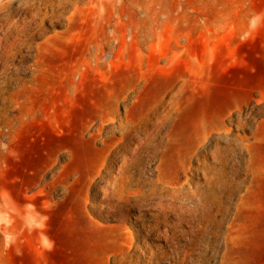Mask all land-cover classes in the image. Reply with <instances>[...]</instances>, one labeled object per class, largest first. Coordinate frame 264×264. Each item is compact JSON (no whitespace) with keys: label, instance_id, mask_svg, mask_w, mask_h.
<instances>
[{"label":"rangeland","instance_id":"rangeland-1","mask_svg":"<svg viewBox=\"0 0 264 264\" xmlns=\"http://www.w3.org/2000/svg\"><path fill=\"white\" fill-rule=\"evenodd\" d=\"M26 1L0 0V142L18 154L0 153V186L20 203L30 193L38 207L55 203L46 214L56 246L45 252L25 233L22 254L8 250L3 264H106L119 243L141 244L135 226L158 211L112 221L92 206L107 203L94 184L120 147V132H106L112 118L155 121L159 160L148 164L145 145L128 155L143 180L179 174L215 195L218 239L189 264H264V26L239 39L264 0ZM198 168L214 173L213 191Z\"/></svg>","mask_w":264,"mask_h":264},{"label":"bare ground","instance_id":"bare-ground-1","mask_svg":"<svg viewBox=\"0 0 264 264\" xmlns=\"http://www.w3.org/2000/svg\"><path fill=\"white\" fill-rule=\"evenodd\" d=\"M57 4L48 3L55 9L59 6H68L69 0H57ZM28 6H33L35 0H27ZM33 4H32V3ZM2 26V24H0ZM155 121H150L143 127L130 125L125 118H112L108 120L107 133L118 130L121 134L120 147L114 159H110L99 174L94 184V193H97L106 204L92 205L95 213L109 211L114 217L112 221H125L131 211L142 209H155L158 213L150 214L151 219L141 220L136 231L144 233L140 245L130 242L126 250L122 249L120 238L123 234H114L118 248L113 258H107L106 264H189L204 261L207 249L214 245L218 239L219 210L215 195L207 193L199 186L190 185L188 180H182L177 174L175 180L168 184L160 178L155 181L145 178L146 170L141 159L135 157L128 162L129 154H136L141 145H145L149 154L148 164L155 161L162 154V150L150 137ZM8 124L7 121H5ZM11 127L9 126L8 129ZM198 144V143H197ZM198 145L191 151L190 161L199 160ZM159 160V159H158ZM191 169V167H189ZM196 174L207 176L208 190L214 189V173L205 169H193ZM139 182L145 185L136 189ZM101 215V214H100ZM174 216L176 222L171 220ZM110 217V216H109ZM186 226L187 229H183ZM141 237V236H140ZM156 239L164 242L165 246L155 247L149 241ZM148 241V242H146ZM235 240L229 234L226 238L225 249L232 250ZM141 251V255L133 257L134 251Z\"/></svg>","mask_w":264,"mask_h":264},{"label":"clouds","instance_id":"clouds-1","mask_svg":"<svg viewBox=\"0 0 264 264\" xmlns=\"http://www.w3.org/2000/svg\"><path fill=\"white\" fill-rule=\"evenodd\" d=\"M262 26L264 11L251 13L246 29L240 34V41L243 43L254 38ZM0 153L18 158V154L11 152L3 142H0ZM7 167V162L0 160V173L6 171ZM35 197V193H30L26 202L20 203L8 188L0 186V264H3V255L10 249H15L16 255L22 254L19 244L25 233L36 234L39 249L45 252L55 249V241L48 235L51 217L46 213L51 212L56 205L47 201L38 207L32 202Z\"/></svg>","mask_w":264,"mask_h":264}]
</instances>
